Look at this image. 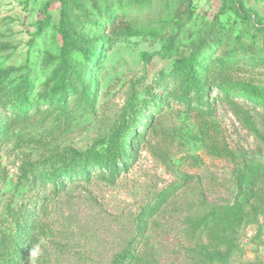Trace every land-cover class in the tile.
<instances>
[{"label": "rangeland", "instance_id": "1", "mask_svg": "<svg viewBox=\"0 0 264 264\" xmlns=\"http://www.w3.org/2000/svg\"><path fill=\"white\" fill-rule=\"evenodd\" d=\"M195 53L208 93L179 98L172 68ZM228 81L264 88V0H0V241L26 209L21 264H112L130 240L132 264H264V110ZM136 124L113 181L34 182Z\"/></svg>", "mask_w": 264, "mask_h": 264}, {"label": "trees", "instance_id": "2", "mask_svg": "<svg viewBox=\"0 0 264 264\" xmlns=\"http://www.w3.org/2000/svg\"><path fill=\"white\" fill-rule=\"evenodd\" d=\"M47 15V13L43 15L42 21L48 17ZM110 20L113 23L114 18L110 16ZM113 32L123 39L133 35L156 36L154 30L133 28L127 22L116 24ZM238 51L239 48L237 47L235 52L230 53L227 61H234L236 56L240 54ZM201 56L203 57V55ZM198 57L195 53L188 57L179 58L172 68L174 76L179 77L175 78L178 79L179 98L186 99L188 94L193 92L197 98L203 99L208 93V86L196 75L195 66L199 65L200 60ZM216 89L225 97L239 96L264 110V88L243 81H228L217 84ZM159 95V92L155 93L154 101L159 98ZM64 98L65 94L61 95L56 104H59V100L64 103ZM136 121H141V116ZM137 124L132 125L128 133L119 134L116 132L111 134L100 147L93 144L85 150H72L36 163L29 170L34 182L51 185L54 191H60L68 183L88 178L90 175H97L109 182L113 181L120 168H125L131 150L136 148L134 140L137 141L140 137ZM33 217L34 214L31 211L23 209L8 222L7 227L9 229L4 234L5 241H0L2 242L0 243V264H21L22 258L20 256L25 255L24 250L27 247V242H24L23 239L30 237L36 225ZM134 257L135 246L130 240L122 251L113 258L112 264H132Z\"/></svg>", "mask_w": 264, "mask_h": 264}]
</instances>
